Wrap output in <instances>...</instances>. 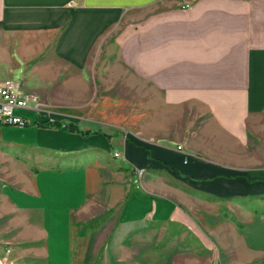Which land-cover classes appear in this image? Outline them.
<instances>
[{"label": "crops", "instance_id": "obj_1", "mask_svg": "<svg viewBox=\"0 0 264 264\" xmlns=\"http://www.w3.org/2000/svg\"><path fill=\"white\" fill-rule=\"evenodd\" d=\"M5 81L40 109L0 126V264H118L150 223L264 264V0H0ZM87 85L117 86L104 130Z\"/></svg>", "mask_w": 264, "mask_h": 264}, {"label": "rangeland", "instance_id": "obj_2", "mask_svg": "<svg viewBox=\"0 0 264 264\" xmlns=\"http://www.w3.org/2000/svg\"><path fill=\"white\" fill-rule=\"evenodd\" d=\"M105 59H103V62ZM111 66H102L101 79L109 81ZM87 85V91L81 90V103L89 102L85 108L81 106V115H89L92 119L97 118L98 122H88L93 130H104L105 127L99 123L109 120L112 110L111 104L114 103L117 95L116 85ZM125 90H122V97L125 99ZM96 96V98H95ZM94 99H97L96 109ZM99 110V111H98ZM87 111V112H86ZM102 122V123H103ZM86 125V123H83ZM81 125V124H80ZM136 174V171H135ZM170 224H152L143 229L144 250L137 245L141 244L140 229H129L126 232L120 228L112 229L111 233L104 238L105 242L117 241L118 264H139L146 259L148 264H207L204 260V253L200 248L192 249V242L189 229L178 226L173 230ZM139 233V234H138ZM196 246L195 244L193 245Z\"/></svg>", "mask_w": 264, "mask_h": 264}, {"label": "built area", "instance_id": "obj_3", "mask_svg": "<svg viewBox=\"0 0 264 264\" xmlns=\"http://www.w3.org/2000/svg\"><path fill=\"white\" fill-rule=\"evenodd\" d=\"M34 109L39 110L40 105L36 97L23 95L12 81H5L0 84V126H11L25 128L29 125V120L20 115V111ZM181 150L182 147L177 148ZM118 157L117 154L114 155ZM143 175L142 170H136L135 184H138ZM9 251H7V254ZM3 264H12L8 261Z\"/></svg>", "mask_w": 264, "mask_h": 264}, {"label": "trees", "instance_id": "obj_4", "mask_svg": "<svg viewBox=\"0 0 264 264\" xmlns=\"http://www.w3.org/2000/svg\"><path fill=\"white\" fill-rule=\"evenodd\" d=\"M39 128H45V129H48V128H54V129H60L64 124L63 123H60L58 121H45L43 123H40V124H36ZM67 129L70 133H76L78 132V128L76 125L74 124H68L67 125ZM81 134L83 135H89V133H82Z\"/></svg>", "mask_w": 264, "mask_h": 264}]
</instances>
